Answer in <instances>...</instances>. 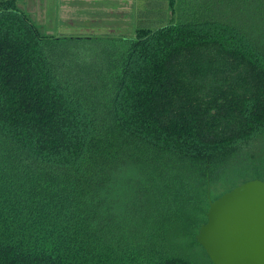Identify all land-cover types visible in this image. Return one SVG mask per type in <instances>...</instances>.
<instances>
[{
    "label": "trees",
    "instance_id": "16d2710c",
    "mask_svg": "<svg viewBox=\"0 0 264 264\" xmlns=\"http://www.w3.org/2000/svg\"><path fill=\"white\" fill-rule=\"evenodd\" d=\"M144 1L77 75L0 0V264H196L177 233L264 132V51L215 0Z\"/></svg>",
    "mask_w": 264,
    "mask_h": 264
},
{
    "label": "rangeland",
    "instance_id": "374dc122",
    "mask_svg": "<svg viewBox=\"0 0 264 264\" xmlns=\"http://www.w3.org/2000/svg\"><path fill=\"white\" fill-rule=\"evenodd\" d=\"M17 1L19 7L44 34L68 35L72 38L56 42L58 63L63 66L61 68L66 74L75 72L77 75L85 73L81 65L94 66L101 46V40L98 38L105 33L119 34L130 31L133 24L137 23V9H144L148 5L144 0H138V4L137 0ZM165 11L169 16L170 11ZM212 11L241 26L264 51V0H215ZM84 49L91 52V55L88 53V58H85V64V61L78 57ZM256 170L261 171L264 177V132L249 142L236 145L222 177L213 182L211 194H221L232 189L255 176ZM196 216L199 223L203 218L202 211H197ZM179 225L183 226L184 223ZM188 227L178 230V246L186 254L189 253L196 264H212L205 249L193 242L192 234L195 229Z\"/></svg>",
    "mask_w": 264,
    "mask_h": 264
},
{
    "label": "water",
    "instance_id": "95a60500",
    "mask_svg": "<svg viewBox=\"0 0 264 264\" xmlns=\"http://www.w3.org/2000/svg\"><path fill=\"white\" fill-rule=\"evenodd\" d=\"M209 198L196 236L214 264H264V179L244 181Z\"/></svg>",
    "mask_w": 264,
    "mask_h": 264
}]
</instances>
